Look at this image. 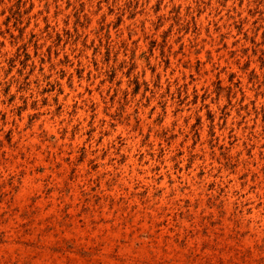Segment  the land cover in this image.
<instances>
[{
    "label": "rangeland",
    "instance_id": "obj_1",
    "mask_svg": "<svg viewBox=\"0 0 264 264\" xmlns=\"http://www.w3.org/2000/svg\"><path fill=\"white\" fill-rule=\"evenodd\" d=\"M0 264H264V0H0Z\"/></svg>",
    "mask_w": 264,
    "mask_h": 264
}]
</instances>
